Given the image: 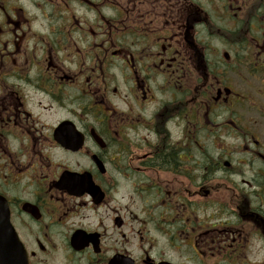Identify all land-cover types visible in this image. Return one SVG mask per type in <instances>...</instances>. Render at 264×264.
<instances>
[{"label":"flooded vegetation","instance_id":"af4514ba","mask_svg":"<svg viewBox=\"0 0 264 264\" xmlns=\"http://www.w3.org/2000/svg\"><path fill=\"white\" fill-rule=\"evenodd\" d=\"M0 264H264V0H0Z\"/></svg>","mask_w":264,"mask_h":264},{"label":"rangeland","instance_id":"374dc122","mask_svg":"<svg viewBox=\"0 0 264 264\" xmlns=\"http://www.w3.org/2000/svg\"><path fill=\"white\" fill-rule=\"evenodd\" d=\"M234 80V82L236 81L235 79H233Z\"/></svg>","mask_w":264,"mask_h":264}]
</instances>
